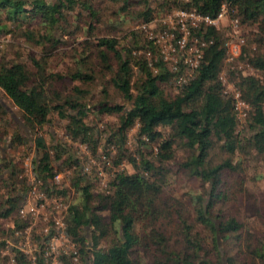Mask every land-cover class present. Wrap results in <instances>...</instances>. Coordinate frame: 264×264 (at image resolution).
Masks as SVG:
<instances>
[{"label":"trees","instance_id":"trees-1","mask_svg":"<svg viewBox=\"0 0 264 264\" xmlns=\"http://www.w3.org/2000/svg\"><path fill=\"white\" fill-rule=\"evenodd\" d=\"M222 5L248 30L235 61L257 76L230 72V81L248 107L245 130L250 136L237 132L234 94L225 92L220 80L226 59L220 30L201 26L193 31L212 44L204 49L193 76L172 97L165 93L164 85L176 75L163 62L155 61L156 51L140 31L126 32L122 36L125 45L105 33L89 43L95 25L102 26L108 14L107 34L121 31L130 20L148 23L155 15L173 10H194L214 19ZM17 31L27 43L48 48L39 59L30 57L31 68L19 61H0V90L20 111L26 128H41L56 113L66 122L69 141L79 142L93 153L98 141L84 118L94 110L116 116V129L107 136L101 154L113 168L125 158L133 169L131 174L116 170L100 192H94L93 180L87 176L71 179L76 196L68 207L66 233L78 246L82 264H264V232L245 227L239 209L245 194L242 167L246 159L259 158L263 171L255 181H264V53L260 50L264 46V0H0V34ZM76 33L86 41L73 54L75 68L67 74L70 80L98 82L102 96L106 98L108 89H113L125 104L100 100L88 108L90 91L81 85L72 86L67 94L54 88L65 78L48 72L49 59L67 45L64 37ZM147 52L152 55L155 73L148 66ZM6 115L0 103V127L5 126L0 143L9 135L12 147L28 145L20 132H7ZM135 126L139 145L155 149L148 152L149 158L139 151L136 157L127 155L124 149L127 133ZM33 148L37 154L34 173L49 192L55 172L62 171L55 170L52 163L67 151L60 142L47 146L41 135L33 141ZM113 148L119 153L114 162L109 159ZM176 149L187 156L174 175L196 179L203 186L201 194L177 198L168 191L173 174L168 164L175 159ZM216 153L223 158L215 161ZM68 162L69 156L62 165ZM72 163L79 166L77 161ZM4 168L10 170L6 179H0L6 191L1 197L0 218L18 213L27 190L26 179H18L22 170L17 162L6 161ZM55 192L67 196V189ZM252 211L264 226V208ZM25 226L18 219L12 228ZM227 239L233 242L232 254L220 249V240ZM13 259L29 264L20 253ZM63 261L72 264L69 258Z\"/></svg>","mask_w":264,"mask_h":264},{"label":"rangeland","instance_id":"rangeland-1","mask_svg":"<svg viewBox=\"0 0 264 264\" xmlns=\"http://www.w3.org/2000/svg\"><path fill=\"white\" fill-rule=\"evenodd\" d=\"M110 6L111 4L108 3ZM139 8V7H136ZM227 8V7H226ZM228 10V8H227ZM175 11V10H173ZM172 11V12H173ZM167 15H155L152 20L148 23L144 22L142 19L139 20H130L127 24H124L121 31H118L116 33H109L108 31V24L106 23V20H108V15H105V23L102 26L95 25V31L92 33L91 40L89 43H95L93 40L94 36H102L105 33L106 35L113 36L117 38L121 45L127 44V41H124L122 39V36L129 31H140L145 38L144 30L142 29V26H146L148 29L150 28H156L157 23H155V20H161L166 18ZM229 13V19L235 20L231 17L233 14L228 10ZM84 16L86 13L83 14ZM4 23V22H2ZM83 22H81V25ZM73 29V27H70ZM237 28H241L239 25ZM230 21H226V19H223L221 21V25L219 27V30L223 33V39H226L232 34L231 32ZM5 32V31H3ZM0 34V61L4 60L5 62H23L24 64H27L30 68L32 65L30 64V57L39 59L40 56L48 51L47 47H40L36 45H32L30 43H27L21 33L18 31L16 34H10V33H3ZM248 30L247 28H241V34L244 36V38L247 36ZM249 39V38H248ZM64 40H66L68 43L67 45L61 46V49H59L57 52L54 53L53 58L49 59L48 62V72H52L55 74H60L64 76V81L59 84H55L54 88L57 90H60L62 93L67 94L68 89L75 85H81V87L84 90L90 91V96L88 100L86 101L88 104V108L95 105L98 101L104 100V101H110L112 104H125L122 98L119 97V95L113 90L108 89V96H102L101 90L102 87L99 86L98 82L91 83V84H79L76 82H72L70 80V77L67 75L70 71H74V65L72 63L73 54L75 52H80L82 49V42L86 41V37L81 35L80 33H76L72 36H66L64 37ZM246 40V38H245ZM253 50V49H251ZM261 52L264 53V46L260 49ZM241 72L244 76L245 75H254L257 76L256 72L252 69H250L247 65H244L242 62H230L225 60L223 63V68L220 73V80L223 83L224 90L228 94H236V89L234 87V82L230 81V72ZM89 73V72H88ZM91 74V73H89ZM67 76V77H65ZM165 93L172 97L175 95L177 85L175 84L174 80L172 79L169 83H166L164 85ZM0 103L3 106V108L6 111V129L7 132L10 134L12 131H18L20 132L28 142V145L18 146V147H12L10 143V136L7 135L6 139L3 140V142L0 143V154L4 158L3 162H0V179H6L7 175L9 173V170H6L4 168L5 162L12 160L14 162L18 163V167L22 170L21 174L18 176V179H26L27 172L30 168L34 170L35 166V160H36V150L33 148V141L38 135H41L43 139L45 140V143L47 146L51 144V142H60L63 147L66 149L67 154L63 156V158L58 162H53V166L55 170H62L59 171L63 175V186L66 185V187H62V190L67 189V196L63 197L67 204H70L72 199L76 196L74 189L71 188L70 183L72 182V178H78V176L82 175L81 167L85 166V164L88 162L87 156L90 155L93 158L98 159L101 152H105L103 149V146H105V141L107 136H109L111 133H113L117 126V118L116 116H103L100 115L96 110H94L91 113H88L87 116L84 118L85 124L92 128L96 139L97 145L95 147V152L92 153L90 148H86L85 146L80 145L79 142H71L67 138L65 134L64 126L66 124L65 121L59 120L56 113H54L50 120L51 122L41 128H34L31 130H28L22 120L20 111L12 104V102L4 95V93L0 90ZM237 110V118H238V127L237 132L240 135L250 136L251 134L246 132L245 130V122L247 118V110L248 107L238 105L236 106ZM2 125V124H1ZM5 127L2 125L0 127V132ZM136 126L132 128L126 136L125 146L124 149L127 152V155L135 156L137 155V152L143 153L144 157L149 158V151L155 149L153 148H143L139 145L138 140L135 138L136 135ZM30 147V148H29ZM175 159L168 164V166L171 168L172 171V178L170 179V185L168 187V191L172 193L177 198H186L189 193H196L201 194L203 186L200 182H198L194 178H189L187 176H184L182 174L174 175L176 170L178 169V164L183 162V160L186 158L187 153L184 152L181 149H176L175 151ZM110 157L109 159L114 162L118 160V151L116 149H112V151L109 153ZM70 157V162H68L67 166L62 165L64 162H66V158ZM138 158V157H137ZM223 158V155L221 153H216L215 161H219ZM99 160V159H98ZM73 161L80 162L79 166H75ZM72 164V165H71ZM100 164L102 162L100 161ZM64 167V169H61V167ZM68 168V169H67ZM243 170L246 179L244 184V190L245 194L241 196L240 203H239V209H240V220L243 222L245 227L250 228L252 230H255L257 232H264V226L260 219L255 215H253V209L256 208H264V181H255V176H258L260 173H262L263 169L261 166V162L259 161V158H257L255 155L252 157L246 159V162L243 165ZM115 170L119 171H125L126 173H133V169L130 165V163L127 161V159L123 158L122 161L119 163V165L116 166ZM116 172V171H115ZM112 177V176H111ZM110 177V178H111ZM109 178V179H110ZM27 183V181H26ZM67 184L69 187H67ZM93 190L94 192H100V186L96 182L93 181ZM5 189L0 183V206L2 205V199L5 195ZM22 194V193H20ZM25 194V192H23ZM207 199V197H206ZM24 203V202H23ZM23 206V205H22ZM253 207V209H252ZM251 208V209H250ZM261 212V211H260ZM264 213V211L262 212ZM16 220H18V213L11 215L8 218H0V264H12V257H14L13 248L11 245H9V239L12 233V225L15 224ZM42 224H37L32 229L31 235L35 236L37 232H41L43 229ZM202 231V230H201ZM204 233V231H202ZM84 234L88 235L87 231H84ZM75 245V244H74ZM75 249H78V246L75 245ZM220 249L222 252L226 251L230 254L232 252H235L233 248V242L230 239H227L224 243L222 240H220ZM81 256L78 252V258L77 262L75 264H82L81 263Z\"/></svg>","mask_w":264,"mask_h":264},{"label":"built area","instance_id":"built-area-1","mask_svg":"<svg viewBox=\"0 0 264 264\" xmlns=\"http://www.w3.org/2000/svg\"><path fill=\"white\" fill-rule=\"evenodd\" d=\"M230 21V36L225 39L223 47L226 50L227 61H235L244 45L241 28H237L239 22L229 19V13L225 5H222L216 18L203 16L196 11L175 10L166 18L155 20L156 28L142 26L146 40L156 51V59L163 62L166 69L173 72V78L177 87L184 85L193 76L199 66L204 49L212 44L205 42L193 34L194 30L201 26H212L219 30L221 21ZM148 66L155 73L156 69L151 62L152 55L145 53ZM236 106H246L239 100L238 93L234 94ZM247 107V106H246ZM101 154V153H100ZM99 159V160H98ZM98 159L87 156L88 162L81 167L82 175L91 178L106 189L109 178L116 171L110 161L101 154ZM100 161L103 165L100 164ZM80 163V162H79ZM27 190L24 194L23 206L18 210V219L25 223L23 229H11L9 245L12 246L14 255L20 253L26 257L29 264H64L63 259H71L75 264L78 258V250L66 233V215L69 204L59 193L62 191L63 175L55 172L52 182L49 184L51 191L46 192L43 182L38 179L34 170L30 168L26 175ZM67 187L69 185L67 184ZM53 188V189H52ZM55 188V190H54ZM53 190V191H52ZM42 224L44 227L35 236L31 235L32 229ZM12 257V264H18Z\"/></svg>","mask_w":264,"mask_h":264}]
</instances>
